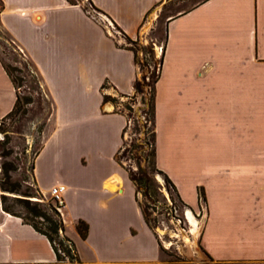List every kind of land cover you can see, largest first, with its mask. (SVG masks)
I'll return each mask as SVG.
<instances>
[{
    "label": "crops",
    "instance_id": "crops-1",
    "mask_svg": "<svg viewBox=\"0 0 264 264\" xmlns=\"http://www.w3.org/2000/svg\"><path fill=\"white\" fill-rule=\"evenodd\" d=\"M0 1V29L36 70L52 106L33 180L42 196L65 187L60 217L79 264H188L161 259L116 161L126 118L103 97L133 94V51L66 0ZM89 1L131 41L162 2ZM165 36L155 167L192 211L202 191L206 218L197 236L205 255L217 264H264V0H207L168 18ZM14 102L0 64V120ZM78 220L88 226L85 239ZM55 263L47 239L0 208V264Z\"/></svg>",
    "mask_w": 264,
    "mask_h": 264
},
{
    "label": "rangeland",
    "instance_id": "rangeland-1",
    "mask_svg": "<svg viewBox=\"0 0 264 264\" xmlns=\"http://www.w3.org/2000/svg\"><path fill=\"white\" fill-rule=\"evenodd\" d=\"M70 1L81 6L107 28V20L94 11L87 0ZM200 1L202 0H162L148 13L138 36L131 42L123 40L118 30L108 28L119 43L134 51L137 80L143 84L142 92L136 93L133 98L118 96L115 99L118 110L126 118V129L116 157L127 178L146 181L145 185H140L136 190L135 195L141 208L146 211L152 228L158 233L159 242L168 248L166 252L161 249V259L172 263L217 264L208 260L199 246L197 233L192 234L189 224L183 221L184 205L154 167L152 157V131L155 130L152 127L150 105L153 81L161 71L159 67L165 42V22ZM0 61L18 80L19 96L31 99L29 104H22L21 101L20 113L0 122V181L4 182L7 189L5 192L0 189V208L2 210L6 206L27 217L23 205L18 202L27 199L31 206L37 205L38 210L51 217L52 213L47 206L51 203L49 195L40 194L31 168L35 153L49 132L52 106L40 83L38 85L35 69H32L28 60L1 30ZM25 194L30 197H24ZM197 194L204 205L202 191L198 190ZM168 208L176 209L173 218L167 216ZM174 218L181 219V222L177 223ZM32 219L40 228L46 227L41 220ZM62 258L61 264H76L66 256Z\"/></svg>",
    "mask_w": 264,
    "mask_h": 264
},
{
    "label": "trees",
    "instance_id": "trees-1",
    "mask_svg": "<svg viewBox=\"0 0 264 264\" xmlns=\"http://www.w3.org/2000/svg\"><path fill=\"white\" fill-rule=\"evenodd\" d=\"M66 1L70 5H77V4L73 3L70 0H66ZM205 1H207V0H202V1L198 2L197 4H195L194 6H192L190 9L184 10V11L180 12L179 14H177L175 16H178L180 14H183V13L187 12V11L195 8L196 6H198L199 4H201V3L205 2ZM87 2L91 6L92 9H94L96 12H98L92 6V4H91V2L89 0H87ZM1 9H2V2L0 1V11H1ZM165 38H166V36H165ZM125 39H126L127 42H131V40H129L128 38H125ZM129 49L132 50L131 48H129ZM133 53H134V51H133ZM162 58H163V55H162ZM134 61H135V64H136V56H135V54H134ZM0 64H1L4 72L6 73L7 77L9 78L10 82L12 83V86H13V88L15 90V102H14L13 108H12V110L8 114H6L0 120V122H2L3 120H7V119L11 118L12 116H14L15 114L20 113V111L22 110L21 109V101H22V104H29V103H31V99L30 98H26V97L21 98L19 96V94H18V88H20V85L18 83V80L15 79L11 75L10 71L8 70V68L5 67V66H3V64L1 63V61H0ZM161 65H162V59L160 61V67H159L160 70H161ZM159 76H160V72H159L158 77H156L155 80L153 81V84L154 85L152 87L153 96H152L151 105H150V116L152 118V127L153 128H154V92H155V86H156V83H157V81L159 79ZM37 78H38V75H37ZM39 83H40V81H39V78H38V85H39ZM142 86H143V84H141L136 79V81L134 83L133 94L131 96H125V95H120V96L121 97L133 98L136 93L142 92ZM106 101L116 102L115 99H112L111 97L104 96L103 97V102H106ZM125 129H126V125L124 126V128L122 130V137H123V134H124ZM152 134H153L152 135V139H153L152 157H153V165L155 167V160H154V158H155V131H152ZM41 147H40V149H41ZM39 150L35 153V156L34 157L37 156ZM119 150H120V148H119ZM119 150H118V152H119ZM118 152H117V155H118ZM116 161L119 164V161L117 160V157H116ZM32 168H33V166H32ZM32 168H31V170H32ZM157 171L162 174V176L164 177L165 183L173 190V192L175 193L176 197L178 198V195L176 193V190H175L173 184L170 182V180L161 171H159V170H157ZM128 180L134 186L135 194H136V190L140 187V185H145L146 184L145 183L146 182L145 180L144 181L143 180H136V179H134L132 177H128ZM0 189L3 192H5L7 190L4 187V182L3 181H0ZM24 197L29 198L30 195L25 194ZM18 202L23 205V208L25 209L26 213L28 214L27 217H24V216L20 215L19 213L15 212V211H12L11 209H9L6 206H3L2 207V211L4 213L10 215V216L19 218L22 221V223L29 225L35 232H37L40 235L44 236L47 239V241L49 242V244H50V246L52 248V251H53V253L55 255V259H56V263L55 264H61V262L63 260L62 256L63 257L66 256L68 259L74 260L76 264H79V261H78V258H77V254H76V250H75L74 244H73V242L67 236H65V234H64V227H63V223H62L60 214L56 211V209L53 207V205L51 203H49L47 205L49 211L52 213V216L49 217L47 214H45V212H42L41 210H38L37 209V205H32L33 206L32 207L30 205V203H29L30 201H28L27 199L24 200V201L22 200V201H18ZM138 206L140 208V211H141V214H142V217L144 219L145 224L148 226V228H150L152 230L153 228L151 226L150 221L148 220V215H147L146 211L141 208V206L139 205V203H138ZM32 218L41 220L42 222H44V224L46 225V227L40 228L39 226H37V224L34 223V221H33ZM75 229H76V232H77L78 236L81 239H85L86 238L88 226H87V224L85 222H83L82 220H78L77 223H76V225H75ZM205 256L208 258L209 261H212L211 258H209L207 255H205Z\"/></svg>",
    "mask_w": 264,
    "mask_h": 264
},
{
    "label": "built area",
    "instance_id": "built-area-1",
    "mask_svg": "<svg viewBox=\"0 0 264 264\" xmlns=\"http://www.w3.org/2000/svg\"><path fill=\"white\" fill-rule=\"evenodd\" d=\"M95 11V10H94ZM85 12V11H84ZM89 17H91L92 19L96 20L94 17H92L88 12H85ZM102 16V15H101ZM106 20V19H105ZM98 21V20H97ZM101 22V21H100ZM102 23V22H101ZM111 27V28H114L112 27L108 21H107V31H108V28ZM115 29V28H114ZM116 30V29H115ZM108 33L110 34V32L108 31ZM119 33V32H118ZM120 34V33H119ZM112 35V34H110ZM113 36V35H112ZM65 192V187L63 185H57V186H54V187H51L49 189V192H48V195H49V200L51 202V204L53 205V207L56 209V211L60 214V211L61 209L64 207V199H63V194ZM202 199L200 198V196L198 195V199H197V202H198V205H197V209L195 211H192L191 209H189L186 205H184V212H183V221L188 223L189 224V221H188V218H187V212H189L193 219H195L198 224H199V227H200V231H199V234L202 230V225H203V222L205 221V218H206V204L204 203V205L201 203ZM176 209L174 208H168V213H167V216H170V217H174L176 215ZM200 218V219H199ZM177 223H180L181 222V219L179 218H174ZM199 219V220H198ZM190 228H191V225L189 224ZM157 229V228H156ZM153 231L155 232V235H156V238L158 240V244L160 245L161 249L163 251H167L168 248L164 247L163 244L161 242H159V236H158V233L156 232V230L153 229ZM199 236V235H198ZM197 236V237H198Z\"/></svg>",
    "mask_w": 264,
    "mask_h": 264
},
{
    "label": "bare ground",
    "instance_id": "bare-ground-1",
    "mask_svg": "<svg viewBox=\"0 0 264 264\" xmlns=\"http://www.w3.org/2000/svg\"><path fill=\"white\" fill-rule=\"evenodd\" d=\"M188 221H189V224H191V231L195 235L196 233H198L199 224L195 219H193L192 215L188 218Z\"/></svg>",
    "mask_w": 264,
    "mask_h": 264
}]
</instances>
